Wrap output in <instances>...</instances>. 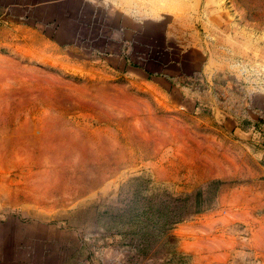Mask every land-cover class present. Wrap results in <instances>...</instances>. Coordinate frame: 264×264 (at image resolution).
I'll return each mask as SVG.
<instances>
[{
  "label": "rangeland",
  "instance_id": "374dc122",
  "mask_svg": "<svg viewBox=\"0 0 264 264\" xmlns=\"http://www.w3.org/2000/svg\"><path fill=\"white\" fill-rule=\"evenodd\" d=\"M23 14L56 52L0 72L7 264H264V0Z\"/></svg>",
  "mask_w": 264,
  "mask_h": 264
},
{
  "label": "crops",
  "instance_id": "0c3cea01",
  "mask_svg": "<svg viewBox=\"0 0 264 264\" xmlns=\"http://www.w3.org/2000/svg\"><path fill=\"white\" fill-rule=\"evenodd\" d=\"M51 1L23 2V0H0V72L6 68L7 64H13L16 73L22 71L24 65L33 64L35 61L38 62V56L44 58V65L48 67L46 69L54 72L53 62L50 64L49 60L53 61L56 50L54 53L50 49L40 53L38 49L31 46L28 53L25 47L28 41L26 36L23 35L25 32L23 25L26 23L23 13L29 12L30 9L35 7L47 6ZM18 11L21 12V16L16 15ZM43 33L41 32L40 34L36 27L32 29L33 35L44 36L51 41L50 46H55V41ZM11 226L8 222L0 220V264H7L5 256L8 246L14 245L15 247L17 243L19 245L22 243L21 234H17L14 227L11 231Z\"/></svg>",
  "mask_w": 264,
  "mask_h": 264
},
{
  "label": "clouds",
  "instance_id": "9594fccd",
  "mask_svg": "<svg viewBox=\"0 0 264 264\" xmlns=\"http://www.w3.org/2000/svg\"><path fill=\"white\" fill-rule=\"evenodd\" d=\"M92 3H95V0H91Z\"/></svg>",
  "mask_w": 264,
  "mask_h": 264
}]
</instances>
